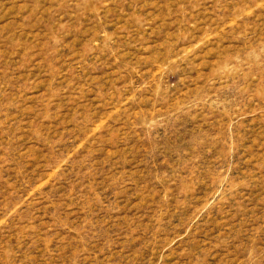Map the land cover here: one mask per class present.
<instances>
[{"label": "rangeland", "instance_id": "obj_1", "mask_svg": "<svg viewBox=\"0 0 264 264\" xmlns=\"http://www.w3.org/2000/svg\"><path fill=\"white\" fill-rule=\"evenodd\" d=\"M0 264H264V0H0Z\"/></svg>", "mask_w": 264, "mask_h": 264}]
</instances>
